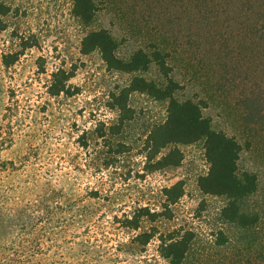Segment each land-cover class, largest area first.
Wrapping results in <instances>:
<instances>
[{"label":"rangeland","instance_id":"374dc122","mask_svg":"<svg viewBox=\"0 0 264 264\" xmlns=\"http://www.w3.org/2000/svg\"><path fill=\"white\" fill-rule=\"evenodd\" d=\"M96 2L85 25L73 0H0V264H168L159 237L177 228L193 236L182 264H264V0ZM96 28L122 56L159 50L176 96L198 102L215 130L240 143L238 168L257 179L241 208L255 222L224 220L225 197L199 189L209 165L203 139L178 145V166L146 171L142 143L167 101L134 91L120 124L112 93L135 74L108 69L98 50L80 52ZM16 52L5 66L2 56ZM59 68L72 76L51 95ZM141 74L158 80L160 71ZM177 181L184 193L169 218L123 226L140 207L162 210V190ZM152 229L145 245L134 239Z\"/></svg>","mask_w":264,"mask_h":264},{"label":"trees","instance_id":"16d2710c","mask_svg":"<svg viewBox=\"0 0 264 264\" xmlns=\"http://www.w3.org/2000/svg\"><path fill=\"white\" fill-rule=\"evenodd\" d=\"M73 14L85 25H91L97 16L96 0H73ZM22 48L33 46V42L22 41ZM118 42L105 28L90 29L82 38L80 52L91 53L98 50L108 69L124 73H134L131 81L112 93L113 105L119 111V122L123 123L132 115L128 106L129 95L134 92L147 93L158 100H166V118L161 123L151 127L142 143V153L145 157L144 168L148 172L167 167L178 166L183 158L179 144H191L204 140L205 158L208 170L199 176L197 185L205 194L224 196L226 204L222 207L220 216L241 227L251 225L257 217L241 208V201L256 191L257 179L255 174L240 171L238 168L240 143L223 131L215 130L208 117L202 113L198 102L189 98H178L176 93L180 88L170 75L171 70L164 55L154 49L148 53L139 48L125 56L119 54ZM20 52L4 54L2 62L5 66L13 64L19 58ZM152 66L160 71L158 80L148 79L141 73ZM72 76L70 71L59 68L52 73V81L48 93L59 95L66 92V84ZM171 146L167 151L166 147ZM164 203L160 211H150L140 207L132 215L126 217L123 226L136 230L144 217L154 221L159 216H171L170 205L176 202L184 193L182 181H177L163 190ZM157 234L155 229L136 234L134 239L145 245ZM190 231L182 228L174 229L166 235H160L159 251L168 264H182L189 244L192 240Z\"/></svg>","mask_w":264,"mask_h":264}]
</instances>
